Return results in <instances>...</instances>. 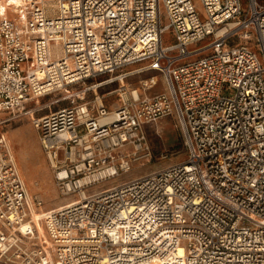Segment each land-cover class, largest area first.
I'll list each match as a JSON object with an SVG mask.
<instances>
[{"label": "built area", "instance_id": "obj_1", "mask_svg": "<svg viewBox=\"0 0 264 264\" xmlns=\"http://www.w3.org/2000/svg\"><path fill=\"white\" fill-rule=\"evenodd\" d=\"M1 3L0 112L67 92L31 123L75 198L34 219L42 200L0 133V264H264V0ZM147 60L161 78L113 110L70 91ZM167 116L185 158L103 186L149 154L143 126Z\"/></svg>", "mask_w": 264, "mask_h": 264}, {"label": "rangeland", "instance_id": "obj_2", "mask_svg": "<svg viewBox=\"0 0 264 264\" xmlns=\"http://www.w3.org/2000/svg\"><path fill=\"white\" fill-rule=\"evenodd\" d=\"M10 1L2 0L6 14L12 13ZM56 50L57 46H54L53 52ZM149 63L150 61L147 60L125 65L121 69L76 84L70 91L80 95V92L76 91L84 88V100L99 97L107 109L113 110L121 102V97L124 96L123 90L139 86L140 82L150 75L161 78L157 70H140ZM66 94L65 90L53 91L38 97L40 104L30 101L20 112L14 114L0 112V133H4L11 144L17 166L29 193L42 200V209L36 211V214L75 198L71 195H62L57 190L47 158L40 145L38 132L31 123V115L40 116L68 105L70 102ZM143 128L149 154L136 161L128 173L103 183V186L156 170L185 158L182 136L174 117L167 116L155 122H147Z\"/></svg>", "mask_w": 264, "mask_h": 264}, {"label": "bare ground", "instance_id": "obj_3", "mask_svg": "<svg viewBox=\"0 0 264 264\" xmlns=\"http://www.w3.org/2000/svg\"><path fill=\"white\" fill-rule=\"evenodd\" d=\"M7 3V2H6ZM10 3V2H9ZM6 5V4H5ZM83 89H79V90H77L76 92H80L81 93V91H82ZM47 94H49V93H47ZM46 95V94H45ZM44 96V95H43ZM53 99V98H52ZM48 100H50V99H48ZM33 102H36L37 104H40L39 102V99L37 98V99H34L33 100ZM47 104V103H46ZM34 216V219H39V218H37V217H39L40 215H41V213H38V214H36V212L33 214ZM181 252V250H179V253Z\"/></svg>", "mask_w": 264, "mask_h": 264}]
</instances>
